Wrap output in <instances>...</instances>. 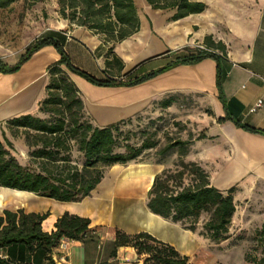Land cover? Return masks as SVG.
<instances>
[{
    "label": "crops",
    "instance_id": "1",
    "mask_svg": "<svg viewBox=\"0 0 264 264\" xmlns=\"http://www.w3.org/2000/svg\"><path fill=\"white\" fill-rule=\"evenodd\" d=\"M136 1L145 9L144 21L140 18V30L119 43H105L89 29L66 23L64 27L49 29L43 36L59 32L65 37L63 47L73 65L98 79L122 81L160 68L186 53L185 49L202 47L204 39L211 37L224 45L220 67L224 73L225 106L218 99L217 65L211 58L175 66L129 87L95 86L70 73L92 124L104 127L147 112L164 95L200 94L210 110L200 124V133L205 137L192 140L185 161L199 164L207 172L210 185L224 194L233 188L235 202L264 187V134L249 132L234 122L264 132V104L251 111L258 99L264 101V0H192L204 3L206 8L169 25L166 23L174 11L152 10L145 0ZM156 19H160V26ZM28 46L16 48L0 40V61L9 66L16 64ZM58 59L53 46H44L17 71L0 72L1 140L4 136L15 147L7 129L11 119L24 115L45 118L40 104L47 96V69ZM18 142L24 145L21 140ZM153 168L132 170L154 178L161 169ZM152 178L145 185L144 177L139 175L117 180L109 174L79 202H60L26 193L11 211L28 207L29 212L47 214L42 222V230L47 233L55 230L54 224L63 214L76 215L90 220L88 232L81 241L63 237L50 251L43 246L31 252L15 246L0 249V254L11 258L14 264H51L48 258L53 264L59 258H64L65 264H142L144 255H138L133 247H115L117 231L126 235L148 233L178 250L184 229L179 235L178 224L147 207ZM111 195L115 198L108 204L106 199ZM62 242L64 248L60 246Z\"/></svg>",
    "mask_w": 264,
    "mask_h": 264
},
{
    "label": "trees",
    "instance_id": "2",
    "mask_svg": "<svg viewBox=\"0 0 264 264\" xmlns=\"http://www.w3.org/2000/svg\"><path fill=\"white\" fill-rule=\"evenodd\" d=\"M15 0H0V9ZM40 1V0H36ZM152 10H172L173 21L190 14L202 12L206 6L192 0H145ZM62 15L76 19V24L85 27L101 37L103 42L115 44L137 33L141 27L138 9L134 0H58ZM65 37L59 32L52 36H42L34 40L20 56L18 62L9 66L0 61V72L17 71L36 51L44 46H53L59 54L57 62L47 69V96L40 104L45 118L24 115L8 121L9 126L35 133L41 142L34 156L39 162V171H30L21 166L5 146L13 148L12 143L3 136L0 139V188L29 192L36 196L54 199L60 202H79L89 196L103 178V170L114 165H125L137 160L145 150L156 146L154 142L143 141L139 147L127 141L123 151L117 152L119 126L122 120L104 127L94 126L87 120L84 103L79 89L70 79L75 74L87 82L101 87L134 86L143 83L178 65L195 64L205 58L216 62V87L218 99L225 106L223 91L224 73L220 67L225 55L224 45L206 37L203 48L185 49L186 53L154 70L127 80L98 79L72 64L64 50ZM172 99L161 102L162 108H168ZM239 127L253 133L264 134L239 121ZM200 133L197 138H204ZM36 142V146L38 145ZM67 141H74L78 151L84 156L81 168L71 165L67 159L58 163L55 158ZM192 144L191 139L172 140L157 151L160 156L167 155L177 148L178 160L172 168H163L157 173L148 190V209L163 218L186 225L191 231L196 229L200 215L209 214L203 228L205 235L213 241H222L228 232V226L235 212V203L230 189L226 194L217 190L209 182L207 172L195 162H187L184 156ZM53 148V149H51ZM47 214L26 213L23 209L3 210L0 215V249L22 246L30 252L43 246L50 251L61 238L83 240L89 229L87 218L63 214L54 224L55 230L47 233L42 230V222ZM264 238V224L259 231ZM133 247L138 255H144L142 264H187L188 259L181 256L172 246L158 241L148 233L126 235L115 233V247ZM21 254V252L19 253ZM51 264V258H48ZM0 264H14L9 257L0 254ZM257 264H264L263 257Z\"/></svg>",
    "mask_w": 264,
    "mask_h": 264
},
{
    "label": "rangeland",
    "instance_id": "3",
    "mask_svg": "<svg viewBox=\"0 0 264 264\" xmlns=\"http://www.w3.org/2000/svg\"><path fill=\"white\" fill-rule=\"evenodd\" d=\"M134 1L139 17L144 21L145 9L136 0ZM60 9L58 0H15L0 9V40L8 46L20 48L28 46L49 29L64 27L65 23L72 27L78 26L76 19H72L68 15L69 11L64 16ZM156 21L160 26V19H156ZM172 21L169 18L166 24L169 25ZM167 98L173 100L170 105L171 110L161 107V102ZM204 114H210V110L204 106L203 96L197 93H174L155 100L154 105L147 112L126 119L125 123L119 126L116 133L118 138L116 151H123L126 141L135 147H139L145 140L154 142L156 146L145 150L135 161L125 165L106 167L103 170L102 180L106 181L109 174L117 179L118 174L124 172L131 173V177L148 176V179L145 178L144 181V184L147 185L149 177L152 175L139 174L132 168L144 169L145 166H149L154 167L153 169L156 171L172 168L178 160L177 148H173L164 156L158 155L157 151L172 140H193L200 134L202 129L200 124ZM87 120H90V117L87 116ZM7 129L15 141V147L5 146L10 156L26 169L34 172L39 171L40 160H36L34 152L40 148L41 142L36 139V134L25 132L14 126H7ZM18 140H21L24 145L22 146ZM37 141L38 145L36 146ZM55 158L58 163H62L61 159H67L71 165L78 168H81L84 163V156L78 151L74 141H67L66 146L61 148ZM4 189L0 188V195L5 194ZM5 196L8 197L9 193ZM114 198V195L108 196L106 202L113 203ZM17 201L2 200L0 197V210H15L19 205L16 204ZM146 201H148V197ZM234 203L235 212L225 239L222 241H213L205 235L203 226L209 217L206 212L200 215L199 223L194 231L189 230L186 225L175 222L179 225V235L180 229L183 228L185 236L183 241L179 242L178 250L173 248L181 256L187 257V264H257V261L263 257L264 238L259 234V231L264 224V187L258 188L254 192L250 191L249 194L239 197ZM20 209L29 212L28 207H20Z\"/></svg>",
    "mask_w": 264,
    "mask_h": 264
},
{
    "label": "bare ground",
    "instance_id": "4",
    "mask_svg": "<svg viewBox=\"0 0 264 264\" xmlns=\"http://www.w3.org/2000/svg\"><path fill=\"white\" fill-rule=\"evenodd\" d=\"M130 175H132L131 173H119L117 176V179H127L128 177H131ZM144 177V181L146 179H148V176H143ZM146 178V179H145ZM152 176L149 177V181L151 180ZM153 179V178H152ZM4 189V188H3ZM5 190V194L9 193V196H5V194H1L0 197L2 198V200L6 199L8 201H10L12 199V201H17V199L24 197L26 195L27 192H23V191H16V190H9V189H4ZM8 191V192H6ZM11 197V198H10Z\"/></svg>",
    "mask_w": 264,
    "mask_h": 264
},
{
    "label": "built area",
    "instance_id": "5",
    "mask_svg": "<svg viewBox=\"0 0 264 264\" xmlns=\"http://www.w3.org/2000/svg\"><path fill=\"white\" fill-rule=\"evenodd\" d=\"M68 38H70L69 35H68ZM200 48H203V46L200 47ZM263 104H264L263 99H258V100L252 105V107H251V111H252V112L257 111L260 107L263 106ZM60 246H61L62 248H64V247H65V242H62V243L60 244ZM57 264H65V262H64V258H59V262H57Z\"/></svg>",
    "mask_w": 264,
    "mask_h": 264
}]
</instances>
